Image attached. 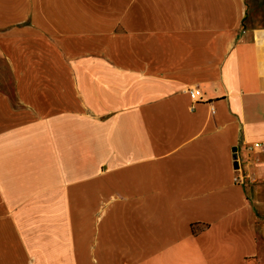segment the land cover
<instances>
[{
  "label": "crops",
  "instance_id": "0c3cea01",
  "mask_svg": "<svg viewBox=\"0 0 264 264\" xmlns=\"http://www.w3.org/2000/svg\"><path fill=\"white\" fill-rule=\"evenodd\" d=\"M0 60V264L264 262V0H0Z\"/></svg>",
  "mask_w": 264,
  "mask_h": 264
},
{
  "label": "built area",
  "instance_id": "2783aa9c",
  "mask_svg": "<svg viewBox=\"0 0 264 264\" xmlns=\"http://www.w3.org/2000/svg\"><path fill=\"white\" fill-rule=\"evenodd\" d=\"M191 98L194 100V102H201L203 101V98L199 96V92L195 89L190 88L188 90ZM250 151L255 153H263L264 154V142H259L254 144L252 147L249 148ZM258 158L255 160H252V163L258 162ZM251 162H248L246 164L238 162V168L236 169V172L238 173V182L243 183L246 178L251 177V171L250 166L252 165ZM264 252V251H263Z\"/></svg>",
  "mask_w": 264,
  "mask_h": 264
},
{
  "label": "rangeland",
  "instance_id": "374dc122",
  "mask_svg": "<svg viewBox=\"0 0 264 264\" xmlns=\"http://www.w3.org/2000/svg\"><path fill=\"white\" fill-rule=\"evenodd\" d=\"M0 71H1L0 72V90L12 94L13 91H14V84H13L11 75L6 70V67H5L4 63L2 62V60H0ZM42 196L45 199L48 198V197L50 198L49 194H45V195H42ZM42 214H44V212ZM261 264H264V262L261 263Z\"/></svg>",
  "mask_w": 264,
  "mask_h": 264
},
{
  "label": "water",
  "instance_id": "95a60500",
  "mask_svg": "<svg viewBox=\"0 0 264 264\" xmlns=\"http://www.w3.org/2000/svg\"><path fill=\"white\" fill-rule=\"evenodd\" d=\"M235 168L237 169L238 168V161L235 160Z\"/></svg>",
  "mask_w": 264,
  "mask_h": 264
}]
</instances>
